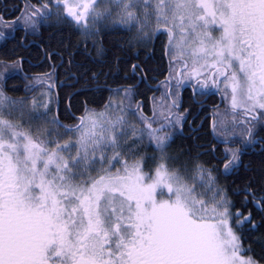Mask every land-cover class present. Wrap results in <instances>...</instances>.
Returning a JSON list of instances; mask_svg holds the SVG:
<instances>
[{"label":"snow or ice","instance_id":"6c2138e0","mask_svg":"<svg viewBox=\"0 0 264 264\" xmlns=\"http://www.w3.org/2000/svg\"><path fill=\"white\" fill-rule=\"evenodd\" d=\"M113 2L117 23L135 27L148 37L144 29L149 17H154L152 31L166 32L169 50L188 55L191 64L182 61L183 80L192 81L194 103H199L196 96L203 95L209 85H218V77L230 82L231 108H243L245 119L238 133L213 121V133L224 128L229 133L225 145L231 137L241 145L252 143L254 125L264 127V0ZM55 3L66 18L86 27L87 10L95 0L78 5L85 10L79 13L69 0ZM25 8L26 13L12 24L22 19L25 29H35L37 17L51 15L47 4ZM88 14L97 20L111 16L112 11L98 12L93 7ZM213 24H219V37L207 31ZM4 25L0 17V27ZM183 80L176 77L177 98ZM125 93L130 99V90ZM178 107L174 99L167 114L156 119L155 110L149 118L137 104L134 114L143 125L139 129L124 114L113 118L107 112H88L74 126L53 117L51 124L80 134L76 141L61 144L34 139L20 124L5 118V112L11 116L13 109L22 114L24 103L0 90V264H258L237 255L251 251L243 248L237 229L244 225L257 229L247 205L251 203L264 215V194L258 196L249 187L236 190L234 194L241 197L237 207L205 165L193 161L181 171L169 170L164 162L171 139L166 128L184 119L172 110ZM129 133L134 140L147 138L161 152L162 162L154 175L143 173L141 161L130 166L124 161V175H113L102 167L103 175L90 176L88 170L97 163L110 168L112 161L120 162L118 151L108 157L103 149L119 148L121 138ZM51 144L55 147L47 146ZM72 147L77 148L75 155L61 154ZM223 152L222 170L231 173L240 165L243 149L225 147Z\"/></svg>","mask_w":264,"mask_h":264},{"label":"flooded vegetation","instance_id":"af4514ba","mask_svg":"<svg viewBox=\"0 0 264 264\" xmlns=\"http://www.w3.org/2000/svg\"><path fill=\"white\" fill-rule=\"evenodd\" d=\"M74 1L75 5L72 4ZM100 1L106 0H95L94 6L89 7L87 10V25L85 27L76 24L70 18H66L63 14V8L58 9L55 0H0V17H3L5 21V25L0 27V31L4 32V36L0 38V64L4 67L17 65L20 67V71H22L26 58L25 56L20 57L19 55H14V51L18 48L30 49L34 45H39L37 39L42 35L45 27H48V29H56V27L65 23L72 25L77 32L83 35V40L86 44V47L83 48L84 54L89 57L91 61L97 59L102 61L101 63L103 64L106 62L103 56L100 54L94 58L93 52L98 50L101 53V48L104 47L103 42H106V37L108 35H112V30H115L114 33L119 37L117 40L120 42V46L123 47V51L125 52H129L130 49L133 50L132 48L135 47L136 49L147 50V52H145L149 53V49L155 45L153 40L156 35L163 34V37L169 39L168 34L162 31L154 32L149 40L146 37V44L142 42L145 41L144 39L135 43V35L138 33L137 28L127 25H122L118 28L105 27L108 23L106 17L102 16L97 20H93L92 16L88 14L92 12L93 7L95 8ZM111 1L112 0H108V3ZM41 4H47L49 6L51 15L43 19L37 17L38 24L35 29H25L22 19L18 25L12 24L13 21L20 19L22 14L26 13L25 5L40 7ZM80 4H90V0H69V6L72 7L74 11L78 13L85 12L83 8L78 7ZM212 28L214 29L211 30ZM207 30H209V34L214 38L221 35L219 24H213L211 27L208 26ZM11 53L12 55H10ZM167 53L171 58L181 59L191 64V60L186 58V55L173 57L169 49ZM45 54L46 53H44V57L40 62H31V65L33 67H38L39 64L41 65L44 63L45 65L49 64L48 66L55 68L56 63L53 57L56 55V52L51 51L48 56ZM136 55L137 54H134V56ZM148 56L149 54H147V57ZM136 57L138 58V55ZM120 60L121 58L118 60L119 63ZM133 65L140 66L141 63L137 61L133 63ZM182 66L183 63L181 62L179 67L175 66L172 70L167 69L165 75H150L149 81L145 74L141 75L137 73L136 75L139 82L144 80L146 83H149V105L145 106L143 100L139 101L140 103L137 102L136 105L138 104L140 106V111L149 118H153V111L155 110L157 113V117L155 118L159 119L161 113L167 114L171 102L174 99H178L179 107L172 110L183 114L184 119L181 124L172 128H166V131L171 133V139L164 151L166 157L164 162L167 164L169 170L180 169L181 171L183 165L187 164L190 166L193 161L199 162L212 171V174L217 179V185L219 187L223 188L225 192L230 191L235 193V191L241 189V187H239L237 183L234 184V181L240 176L242 170L248 169V162L246 163L247 159L255 155H264V127H261L260 124L254 125L255 135L253 137V142L246 146L241 145L240 140L236 137H231V142L225 145L223 140L229 137V133L225 132L224 128L238 133L245 119V111L243 108H231L230 82L225 81L224 77H218V85H209L208 88L203 90V95L196 96V100L199 101V103H194L192 99V81L183 80L185 70L182 69ZM134 71L136 73V68L133 72ZM50 73L51 74L44 72L42 74L41 71H37V73L28 74L23 71L22 75L26 78H32L36 83L42 80L44 82L53 81L54 85H58V67ZM15 74L21 76L19 72H15ZM8 76L9 75H5V79ZM176 77H180L183 80L179 89L178 98L175 95L177 91ZM61 82L62 81L59 83ZM47 87L50 88V85H47ZM135 87L136 85L127 86V88L131 90H134ZM135 106L132 108L133 110H135ZM213 121H215L217 125L223 122L224 128H217V133L219 134L213 133L211 127ZM160 122L163 121L160 120ZM153 126L156 127L158 125L154 124ZM61 130L65 131L64 128H61ZM183 140H187L186 143ZM145 147L147 150L149 149V171L146 173L154 175V170L162 162L160 159L161 152L153 143L143 145L142 152ZM225 147H241L243 149V155L240 157V165L231 173H224L222 170L221 161L224 160L223 149ZM134 162L135 159L132 160L130 165ZM123 168L124 165L120 168L121 173H124ZM148 182L150 183L151 181ZM227 185L230 188L227 187ZM261 189H263L261 191L264 193V180ZM167 198V196L159 197V199Z\"/></svg>","mask_w":264,"mask_h":264},{"label":"trees","instance_id":"16d2710c","mask_svg":"<svg viewBox=\"0 0 264 264\" xmlns=\"http://www.w3.org/2000/svg\"><path fill=\"white\" fill-rule=\"evenodd\" d=\"M44 29L42 35L37 39L39 45H34L30 49L18 48L14 51V55L25 56L26 58L22 71L17 65L4 67L0 64V87L5 95L13 100L25 101L35 96L43 88H48L47 85H50L52 89L54 82L43 81V83H36L32 78L24 77L22 75L23 71L28 74L37 73V71H41L42 74L44 72L51 74L50 72L58 67V81L63 82V86H58L59 82L57 85V95L59 97L58 117L67 126L78 124L80 117L85 116L88 111L98 112L105 110L106 106L113 104L118 92L124 95L122 100L124 109L128 113L134 114L133 109L131 111L128 110L129 104L133 108L137 102L143 100L145 106L149 105V83L144 80L139 82L136 74H145L149 81L150 75H165L167 69L172 70L175 66L179 67L183 61L171 58L168 55L169 39L163 37V34L155 36L153 40L155 45L149 49V53H146L147 50H140L135 47L132 48L133 50L130 49L129 52H125L117 40L119 37L114 33L115 30H112V35H108L106 42H103L105 49L101 48V53L98 50L93 52L94 58L100 54L103 56L106 60L103 64L101 63L102 61L97 59L91 61L84 54L83 48L86 47V44L83 40V35L77 32L72 25L65 23L56 27V29H48V27ZM51 51L56 52L53 57L56 63L55 68L44 63L39 64L38 67L31 65V62H40L44 57V53L48 56ZM134 54H137L138 58ZM147 54H149L148 57ZM119 58H121L120 63L118 61ZM137 61L141 65L136 67L135 73L132 70V65ZM182 69H184L183 66ZM15 72L21 73V76H17ZM5 75L9 76L5 79ZM134 85H136L134 90L127 88V86ZM125 90H130V99L126 96ZM56 99V95H54L55 106ZM135 118L137 119L136 115ZM54 127L58 126L48 123V128ZM34 134L36 135V133ZM46 137L47 135L44 134L40 138L46 140ZM183 141L186 143L187 140ZM147 143L149 141L146 138L145 144L147 145ZM137 161L142 162V170L144 174H148L146 172L149 171V149L147 150L145 147L142 156ZM247 162L248 169L242 170L234 184L237 183L241 189L249 187L258 196L264 194L261 191L263 190L261 186L264 180V155L249 157ZM102 167L108 169L105 165L102 166L99 163L94 165L92 169L88 170L90 176L96 178L99 175H103L104 172L100 171ZM117 173L124 175L121 172ZM117 173L113 172V175ZM227 187L229 186L227 185ZM226 194L237 207H241V197L230 191H227ZM247 208L252 211L253 222L258 227L255 230H250L251 225H244L242 230L237 229L238 234L242 238L243 248L251 249V251L240 252L241 255L257 261L258 264H264V215L258 212L251 203L247 205Z\"/></svg>","mask_w":264,"mask_h":264},{"label":"rangeland","instance_id":"374dc122","mask_svg":"<svg viewBox=\"0 0 264 264\" xmlns=\"http://www.w3.org/2000/svg\"><path fill=\"white\" fill-rule=\"evenodd\" d=\"M75 5V1L72 3ZM105 9H110L112 11V15L106 17L108 23L105 25V27H110V28H118L119 26H122V24L117 23V11L114 7V2L113 0L108 3V0L106 1H100L97 3L95 7V11L98 12H103ZM62 17V16H60ZM62 20V19H60ZM149 27H145L144 32L148 33V37L151 38L152 34L154 33L152 30L156 27V20L154 17H149ZM211 27V25H209ZM212 28L211 30H213ZM209 32V30H207ZM134 42L138 43L140 40H145L142 41L146 44L147 38L145 36H142L140 32H138L135 35ZM148 38V40L150 39ZM103 50L105 49L102 47ZM171 56L176 57V56H181L178 52H172L170 51ZM186 58L190 59L188 55L185 53ZM0 90L1 87H0ZM124 99V95L118 92L115 96L113 104L108 106L105 110L103 111H88V112H95V113H100V112H107V114L111 117H115L116 115H121L124 114L125 118L132 124H134L138 129L142 128L143 125L140 124L139 120L135 118L134 114H130L125 110V113L120 112V108H124L122 104V100ZM24 103V108H23V113L16 111L13 109V115L8 116L7 112H5V118L12 120L14 123H18L22 126L23 130L30 132L33 136V138L36 137H42V135H47L46 140H53V141H58L60 142V138L63 137H69L71 140L76 141L77 138L79 137L78 132H66L63 135L57 134L55 136V131L51 130L48 128V123L52 119L54 115V96L52 90L49 89H42L40 90L35 96H33L30 99H27L23 101ZM87 112V113H88ZM86 113V114H87ZM54 129V128H53ZM36 133V135L34 134ZM66 135V136H65ZM145 139L143 140H134L133 137L131 136V133H129L128 137L121 138V146L115 150L109 149V148H104L103 151L106 156L111 157L114 154V151H118L121 156L120 162L117 161H112V166L109 168V165L105 163L104 165L110 170L111 174L121 172L120 168L122 165H124V161L127 160L128 165L131 164L132 160L135 159L137 161L141 156H142V148L143 145L145 144ZM45 140V141H46ZM63 144V143H61ZM49 148H54L55 145H47ZM77 151L76 147L69 148L67 151L62 152L61 154L64 155L65 157H68L69 155H75ZM99 154V153H97ZM133 164V163H132ZM101 165V164H100ZM103 166V165H102ZM143 169H145L143 167ZM143 171V170H142ZM144 173V172H143ZM159 199V197H157ZM237 255L243 260V259H248V257H245L241 255V252H238Z\"/></svg>","mask_w":264,"mask_h":264},{"label":"water","instance_id":"95a60500","mask_svg":"<svg viewBox=\"0 0 264 264\" xmlns=\"http://www.w3.org/2000/svg\"><path fill=\"white\" fill-rule=\"evenodd\" d=\"M63 85V83L61 82L60 83V86H62ZM59 104V103H58ZM58 107H59V105H58ZM58 107H57V111H56V116L58 117Z\"/></svg>","mask_w":264,"mask_h":264}]
</instances>
